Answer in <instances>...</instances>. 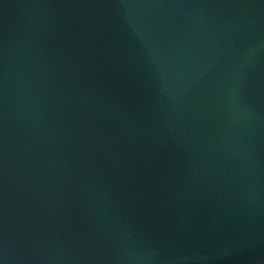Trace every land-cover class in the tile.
Masks as SVG:
<instances>
[{"label":"water","instance_id":"1","mask_svg":"<svg viewBox=\"0 0 264 264\" xmlns=\"http://www.w3.org/2000/svg\"><path fill=\"white\" fill-rule=\"evenodd\" d=\"M0 264H264V0H0Z\"/></svg>","mask_w":264,"mask_h":264}]
</instances>
